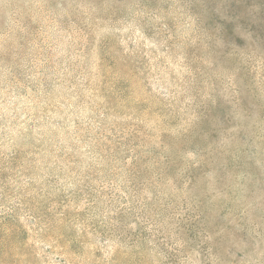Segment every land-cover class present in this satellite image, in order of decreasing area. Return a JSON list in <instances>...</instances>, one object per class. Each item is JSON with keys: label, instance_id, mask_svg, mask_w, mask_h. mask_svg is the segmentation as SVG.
<instances>
[{"label": "rangeland", "instance_id": "obj_1", "mask_svg": "<svg viewBox=\"0 0 264 264\" xmlns=\"http://www.w3.org/2000/svg\"><path fill=\"white\" fill-rule=\"evenodd\" d=\"M0 264H264V0H0Z\"/></svg>", "mask_w": 264, "mask_h": 264}]
</instances>
